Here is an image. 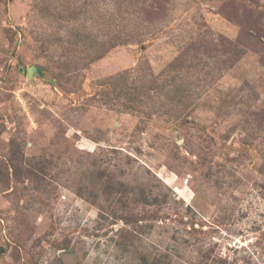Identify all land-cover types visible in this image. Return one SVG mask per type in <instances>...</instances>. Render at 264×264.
<instances>
[{"label":"rangeland","instance_id":"rangeland-1","mask_svg":"<svg viewBox=\"0 0 264 264\" xmlns=\"http://www.w3.org/2000/svg\"><path fill=\"white\" fill-rule=\"evenodd\" d=\"M62 253L264 264V0H0V264Z\"/></svg>","mask_w":264,"mask_h":264},{"label":"water","instance_id":"water-1","mask_svg":"<svg viewBox=\"0 0 264 264\" xmlns=\"http://www.w3.org/2000/svg\"><path fill=\"white\" fill-rule=\"evenodd\" d=\"M34 72H36V69L34 67L27 68L26 71L27 79H30ZM60 257L63 264H75V258L73 257V255L62 253L60 254Z\"/></svg>","mask_w":264,"mask_h":264}]
</instances>
